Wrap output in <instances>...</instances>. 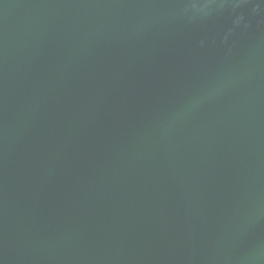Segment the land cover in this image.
I'll list each match as a JSON object with an SVG mask.
<instances>
[{"label": "water", "instance_id": "water-1", "mask_svg": "<svg viewBox=\"0 0 264 264\" xmlns=\"http://www.w3.org/2000/svg\"><path fill=\"white\" fill-rule=\"evenodd\" d=\"M0 264H264V0H0Z\"/></svg>", "mask_w": 264, "mask_h": 264}]
</instances>
